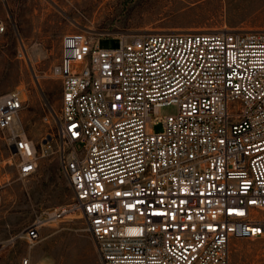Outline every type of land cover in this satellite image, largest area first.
Listing matches in <instances>:
<instances>
[{"label": "built area", "instance_id": "1", "mask_svg": "<svg viewBox=\"0 0 264 264\" xmlns=\"http://www.w3.org/2000/svg\"><path fill=\"white\" fill-rule=\"evenodd\" d=\"M102 39L62 38L57 140L38 149L19 127L21 93L0 96L19 177L55 151L72 192L22 237L78 216L103 264H231L236 240L264 237V29Z\"/></svg>", "mask_w": 264, "mask_h": 264}, {"label": "rangeland", "instance_id": "2", "mask_svg": "<svg viewBox=\"0 0 264 264\" xmlns=\"http://www.w3.org/2000/svg\"><path fill=\"white\" fill-rule=\"evenodd\" d=\"M0 20V96L21 93L19 127L39 149L49 136L57 140L62 87L53 68L65 34L101 36L102 48H115L119 38L149 31L264 29V0H0ZM17 165L0 135V264H103L78 216L44 227L32 244L22 237L43 210L70 203L72 192L55 151L31 177L20 178ZM231 264H264V237L236 240Z\"/></svg>", "mask_w": 264, "mask_h": 264}, {"label": "water", "instance_id": "3", "mask_svg": "<svg viewBox=\"0 0 264 264\" xmlns=\"http://www.w3.org/2000/svg\"><path fill=\"white\" fill-rule=\"evenodd\" d=\"M12 150H14V149L12 148Z\"/></svg>", "mask_w": 264, "mask_h": 264}]
</instances>
